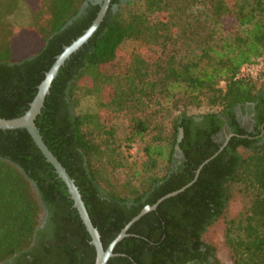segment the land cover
Returning a JSON list of instances; mask_svg holds the SVG:
<instances>
[{"label":"trees","instance_id":"16d2710c","mask_svg":"<svg viewBox=\"0 0 264 264\" xmlns=\"http://www.w3.org/2000/svg\"><path fill=\"white\" fill-rule=\"evenodd\" d=\"M86 1L0 0V117L27 110L55 57L89 27L99 4L75 17ZM134 38L154 54L136 53L123 69L107 71ZM263 59L264 0H110L98 28L60 67L35 119L103 247L217 154L190 186L136 220L106 264H224L205 234L229 210L233 185L248 205L223 222L230 259L264 264V79L238 76ZM80 97L93 98V109L77 111ZM203 102L214 110L187 114ZM251 105L252 130L237 116ZM124 111L132 115L126 145L143 143L142 168L114 182L108 175L118 162L110 156L120 142L109 121ZM90 240L65 183L27 130L0 129V264H93Z\"/></svg>","mask_w":264,"mask_h":264},{"label":"water","instance_id":"95a60500","mask_svg":"<svg viewBox=\"0 0 264 264\" xmlns=\"http://www.w3.org/2000/svg\"><path fill=\"white\" fill-rule=\"evenodd\" d=\"M122 1L124 2L127 0H122ZM88 3L99 4V10L96 14V17L93 19L89 27L85 29L80 36L74 39L69 45H65L63 47V50L55 57L54 62L52 63L50 68L46 71L44 78L38 84L36 94L34 95L32 101L29 103V107L27 108V110L22 115L15 118L6 119L0 117V129L25 128L27 130L32 140L34 141L35 145L45 157V160L53 166L55 173L65 183L67 187V191L70 195V198L73 201V207L76 208V210L78 211L80 219L82 220V223L84 224L87 232L91 237L90 243L95 247L96 258L93 264H106L108 259L114 255L113 253L114 246L117 244V242H119L123 237L127 235L128 228L145 213L154 210L162 200L170 196H173L183 191L188 186H190L195 181L201 167L205 163H207L212 157H214L217 154V152H215L210 158L204 160L198 166L195 175L191 181H189L181 188L163 195L155 203L151 205L148 204L145 205L134 217H132L124 225V227L111 240V242L107 245V247L106 248L103 247L102 242L100 240L99 232L91 222V219L88 215V212L82 200L81 194L78 190V187L75 185L74 179L70 177L64 166L61 164V162L57 159V157L51 152V150L44 143L42 136L39 132V129L35 124V119L37 115L40 113L41 108L43 107L45 97L49 93L51 83L56 77L60 67L69 58V56L72 53H74L77 49H79V47L82 46V44H84L98 28L110 5V0H87L82 4L79 13L75 17L79 16L82 13V11L84 10V8L87 6ZM116 8L117 6L113 5V9ZM69 23H71V20L67 22V24ZM181 136H182V131H180L179 139L181 138ZM221 148L222 146L220 147V149Z\"/></svg>","mask_w":264,"mask_h":264},{"label":"rangeland","instance_id":"374dc122","mask_svg":"<svg viewBox=\"0 0 264 264\" xmlns=\"http://www.w3.org/2000/svg\"><path fill=\"white\" fill-rule=\"evenodd\" d=\"M153 46L149 45L145 41L140 38L134 39H127L120 47V51L118 57L114 64L107 66L106 70L111 72L115 70L123 69L127 63L129 62L132 55L136 53H144V54H154ZM260 64V61L258 62ZM257 63V64H258ZM262 73V79H264V72L259 71ZM257 72V73H259ZM221 87L224 86V83L220 84ZM108 92L104 93V96L107 97ZM80 102L77 107V111H90L94 107V99L91 97H80ZM210 110H214V107L207 106L204 102L200 105L190 106L186 108L187 114H200L203 112H207ZM108 116V115H107ZM131 113L129 111H124L121 113H116L110 119V121L106 118V114H104L105 120L111 122L110 126L114 128L115 138H117L118 142H120V146L113 144L115 146V151L110 156L115 161L118 162V165L110 170L106 168V170H110V174L108 175L112 181L116 180H131V175L135 169L142 168V153L141 149L143 146L142 141L136 140L130 142V145H126L127 141L126 138V127L129 126ZM113 130V129H111ZM109 173V171H108ZM138 183V181L136 182ZM248 205V197L246 195H242L239 192L238 186L233 185L232 187V197L229 202V210L225 214L224 218H221L216 223H214L211 227H209L205 234V239L212 242L217 248V255L219 259L224 264H232L230 259L228 249L223 240V222L224 220H228L235 214H237L240 210H243L244 207L246 208Z\"/></svg>","mask_w":264,"mask_h":264},{"label":"flooded vegetation","instance_id":"af4514ba","mask_svg":"<svg viewBox=\"0 0 264 264\" xmlns=\"http://www.w3.org/2000/svg\"><path fill=\"white\" fill-rule=\"evenodd\" d=\"M254 115H255V111L253 110V105H251L250 107V112H247L246 114H241L240 109L237 108V116H238V120L240 121V123L246 127H248L250 130L253 129V124L255 122L254 119ZM225 128H223L222 131H224ZM47 217V211H44V219H46ZM43 219V221L41 222L40 226H43L45 220ZM186 264H191V263H186Z\"/></svg>","mask_w":264,"mask_h":264},{"label":"built area","instance_id":"2783aa9c","mask_svg":"<svg viewBox=\"0 0 264 264\" xmlns=\"http://www.w3.org/2000/svg\"><path fill=\"white\" fill-rule=\"evenodd\" d=\"M262 71L264 72V59L260 61V64H252V65H246L244 66L238 76H244V75H255L257 72Z\"/></svg>","mask_w":264,"mask_h":264}]
</instances>
